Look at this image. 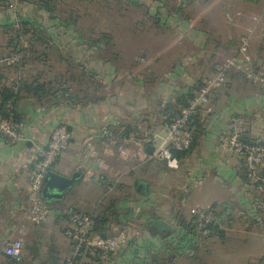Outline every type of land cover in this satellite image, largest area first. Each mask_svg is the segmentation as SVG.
Segmentation results:
<instances>
[{"label":"crops","instance_id":"0c3cea01","mask_svg":"<svg viewBox=\"0 0 264 264\" xmlns=\"http://www.w3.org/2000/svg\"><path fill=\"white\" fill-rule=\"evenodd\" d=\"M139 1L135 0L141 6ZM223 1L201 0L197 5L195 0H152L149 14H159L157 18L164 16L160 22L163 21L170 32L169 41L160 49L166 51L169 48V62L163 64L152 57H126L120 51L111 56L106 49L108 41L74 37L71 25L58 23L51 25L58 36L53 40L58 62H47L53 65L52 71L25 74L32 63L36 66L42 61H34L29 56L27 64L17 71L6 64L7 56H1V85H8L19 76L28 83L38 78L40 82L50 84L51 98L42 103L24 90L19 113L27 140L14 142L0 134V257L4 260L0 264H11L7 262L3 248L13 239H20L24 244V264H54L53 257L65 260L72 251L64 232L70 226L68 213L102 216L111 204L118 216L110 225L111 236L121 235L126 241L116 264H164L169 256H174L175 253L166 247L169 234H154L147 225L151 219L165 220L172 226L188 221L186 209L182 207L168 202H146L152 197L151 180L158 178L153 154L147 148L158 143L153 140L155 135L163 138L168 133V123H159L165 118H158V110L161 109L165 116V109L158 107L159 95L152 80L165 76L169 63V111L179 109L180 101L195 95L215 74L217 67L231 59L238 60V64L227 71L226 89L216 90L210 98V106H203L195 115L194 145L174 168L175 174L183 173L184 178L174 182L172 190L185 188V195L196 190L200 198L210 200L209 205L204 206L209 209L218 206L228 214L230 207H239L243 213L244 202L239 201V194L246 192V202H250L251 207L245 209L249 225L243 239L251 242L245 248H239L237 254L233 244L225 247L226 252L231 250L227 254L217 248L220 237L217 238L215 233L206 236L207 242L202 245L201 253L207 261L202 264H219L214 260L218 253L226 256L227 264H264V211L258 207L256 210L257 204L253 203L264 202V195L257 194L253 183L245 179L244 162L229 147L230 135L238 131L248 139L264 143V87L243 83L247 80L245 66L259 71L264 69V36L261 35H264V25L261 29V23L257 26L260 32L256 36L255 27L248 29L253 36L252 46L254 42L257 45L258 58L243 56L242 43L249 36L238 39L233 32L234 24V35L229 31L226 40H217L214 36L219 25L218 16L214 17L219 9L231 19L227 15L229 4L223 6ZM44 13L22 11L21 15L25 19ZM261 16L264 19V14ZM15 18L16 15L11 14L9 20ZM252 23L254 26V21ZM41 26L45 27L44 24ZM258 38L261 46L256 42ZM222 56L227 57L223 60ZM60 124L69 127L72 138L46 178L49 173L66 176L74 178V184L61 197L49 198L42 193L51 214L43 223L34 224L24 218L25 207L30 202L29 176L38 148L48 145L53 130ZM141 183L148 184V193L144 189L143 193L139 191ZM186 185L190 187L186 188ZM135 196H142L144 200L134 199ZM131 212H140L138 221L144 226V233L141 226L140 231L125 226L132 217ZM257 214L262 217L255 219ZM173 233H177V228ZM218 234L225 236L222 231ZM240 253L246 258L242 263V259H238ZM179 254L181 256L171 264H196L183 262L189 260L192 253ZM115 256L105 264H114ZM143 256L158 257L159 261L155 263L151 258L145 261Z\"/></svg>","mask_w":264,"mask_h":264},{"label":"rangeland","instance_id":"374dc122","mask_svg":"<svg viewBox=\"0 0 264 264\" xmlns=\"http://www.w3.org/2000/svg\"><path fill=\"white\" fill-rule=\"evenodd\" d=\"M45 1L50 3V7L54 8L52 9L53 10L52 13H47L45 11L46 13L42 14L39 17L34 16L30 18L29 16H27L24 20L34 21V19L36 18L41 21L39 25L44 24L45 28H49L50 27L49 25L51 24L49 21L50 17L61 18V20L67 21L72 25V29H73L72 33H74V37L108 41L109 45L107 46L106 49L109 51L108 54H110L111 56L118 54V52L120 51V53L122 55L124 54L123 56H126V57H133V58L152 57L156 60L158 59L159 63L161 64L165 63L166 61L169 62V48L165 49L166 51L160 50V49H163V46L169 41V34H170L169 28L167 29V26H165L163 21H161L162 23L160 22V19L161 18L164 19L163 18L164 16L153 19V15L149 14L150 7H152L151 6L152 0H149V1L140 0L139 3L140 4L142 3L141 6L136 4L135 0H45ZM161 1L169 2V0H161ZM195 1L198 3L197 5L201 3V0H195ZM226 4H229V11L227 15H230L231 19H228L227 16L225 17V15L223 14V11L219 9V13L215 15L214 17L215 19L218 16L216 19L219 21V25H217L218 30L217 32L214 33L215 38L217 40L220 39L222 41L226 40V38H228L229 31H231L232 33L233 31L232 25L234 24L236 26V29L233 32H235V35L237 36L238 39L241 40L242 38H245L246 35L249 36V38L247 37V39L245 38L244 40L246 42L248 41V47H246L247 50L245 52H242L243 56L253 55L252 57H255L257 59L258 58L257 55L259 54L257 53V45H255L256 43L254 42L252 46L251 41L253 39V36H252V33H250L251 31H248V29L250 30L253 27H255L257 29V31L255 30V36H256L260 32L257 26L261 23L260 24V29H261L262 26L264 25L262 24L264 19H263V16H261L264 14V0H252V1L251 0H225L222 2L221 5L225 6ZM13 7L15 11L17 10L19 11L20 8H23L22 10L24 12L29 11L31 12V14H37L41 11L38 7H34L32 5H25V6L22 5L20 0H17L16 4ZM11 14L14 15L13 11L11 12V10H6V8L3 9L0 6V23L2 22L8 23L9 21H11L9 20V17ZM4 15L6 16L4 20H2ZM17 19L18 18L16 17L15 21H17ZM252 21H254L255 23L254 26H253ZM252 32H254V30ZM54 35L55 37L53 38L58 37L56 36V34ZM261 35L264 36L263 34ZM29 37L30 36L25 35L23 36L22 40L23 41L29 40ZM61 37H64V35H62ZM8 38L9 37L7 35L5 36L2 34V45H4V47L7 45ZM53 38L52 40H54ZM63 39H65V37ZM256 42H258V45L261 46V39L258 38ZM51 44H53V41L51 42ZM40 50H44V47H42ZM159 50L160 52L157 54ZM2 52H3V57H6L9 55L8 49H3ZM45 52H48L49 57L45 58L44 53L39 54L40 57L42 56L41 60L39 59L42 62L38 61L40 62V64H37L36 66H34V63H32L31 64L32 67H28L29 69L27 68L25 74H28V73L36 74L37 72L41 73L42 71H47L48 69L52 71L50 67H52L53 65H50L47 62L57 61L56 48L54 47L52 48L51 46L50 49H48ZM226 57L227 56H222L221 58L224 60ZM246 67H248V65ZM165 71H168L167 73H165V76L163 75V77L156 78V80H152V84L156 86L157 94L159 95L157 97L158 104H159L158 107L163 108V110L169 106V63L166 66ZM261 72L264 73V69H261ZM12 74L14 75L16 73L12 72ZM246 79H247L246 82L245 80H243L244 81L243 83H246L252 86L253 83L248 79V77ZM244 85L245 84H242V86ZM226 87L223 88L222 90H225ZM160 110H158V113H159L158 118L162 116L165 118V120H160L159 123L163 122V125L167 124V117L163 116V112L162 110L161 111ZM151 113L154 114V112H151ZM158 128L159 130L161 129V127L159 126ZM154 162L157 167L158 178L157 179L152 178L151 180L152 197L148 199V201L146 202H159L161 204H165V202H168V204L172 203L174 204V206H177V208L182 207L186 209L185 213L187 215L188 221H190L199 210L209 209V206L208 207L206 206L209 205L207 204V202H209L210 200H207L206 197L200 198V195L198 196V191L194 190V192H190L188 195H185L186 193H183L185 186L183 187L184 189L182 191L179 190V188L177 189L174 188L172 190V188L174 187L173 183L174 182L177 183L179 182V180L184 178L183 173L175 174L177 170L175 171L174 168L166 166L165 164L159 161H156L155 159H154ZM178 172H180V170H178ZM188 187H190V185H186V188ZM169 189H170V192H169ZM138 195L140 194L138 193ZM138 198L139 196H135L134 199H138ZM139 199L144 200L142 196ZM239 201L244 202L242 204V206L244 207L243 213L239 207H230L229 214L223 211V209H220L218 206L215 208L217 211L216 214L218 217L217 224H219V230H218L219 232L215 231L214 233L217 238L220 237L219 239H217L218 240L217 244L219 245L217 246V248L220 250L221 253H224L223 251H225V247H230L233 244L234 246L233 249L236 250V254H237V251L239 248L241 247L245 248L248 245V243L251 242L250 239H245V240L243 239V237L245 238V235H246L245 231L247 230V227L249 225V219H248V216L246 215L245 209H249L251 207L250 202H246L247 201L246 192L244 193V191H242L239 194ZM253 203L257 204L256 210L258 207V210L264 211V204L262 205V203L264 202H253ZM199 207H202V208L196 210L193 213V211ZM253 207L255 208V205ZM150 209H152V207ZM139 214L140 212H136L134 214L131 212L130 216L132 217L130 221L127 220V222L125 223L126 224L125 226L127 228L131 227V229H135V230L137 229L138 231H140L139 229L142 224L138 221ZM261 214L262 213H260V215ZM260 215L257 214L255 216L256 217L255 219H258L259 217L261 218L262 216ZM188 221H185V222H188ZM173 225L175 226V228H177V232H178V229L180 228V224L176 222ZM126 227H125V230H126ZM142 230L144 233V226L142 227ZM221 231L225 232L226 238H223L225 236H220V234H218V233H221ZM164 234H167V233H164ZM177 234L178 233H172L167 236V238L169 239H167L168 241H166V244H167L166 247L167 246L169 247V252L175 249L174 246L178 245V240H177L178 235ZM238 235L241 237H237ZM119 236L122 237L121 235ZM139 236L141 237L142 234L139 233ZM206 239L207 238L199 237L198 240L200 243L196 245L197 250L189 256V260L187 261L185 260L183 262H187V263L191 262V263H196V264H202L206 262L207 258L205 257V255H202L201 253L202 245H204L207 242ZM237 240L238 242H236ZM244 242L246 244H244ZM263 243H264V240H263ZM236 246H238V248H236ZM173 251L175 252V255L174 256L171 255L172 257L169 256L167 260L165 261L168 264H171V262L175 258H179L181 256L175 250ZM229 252H231V250H228L226 253L230 254ZM146 254L147 253H144V256H146ZM248 255L249 254L247 253V257ZM119 257H120V253L115 256L114 264L118 262ZM22 258L23 257H21V259ZM127 259L131 260V258H127ZM238 259H242L240 263L246 260L245 256L241 253L238 256ZM214 260H216V263H219V264H227L226 256L220 253H218L217 256H215ZM3 261L4 260L0 257V263H2ZM24 263L25 262H19V264H24ZM139 264H143V263H139Z\"/></svg>","mask_w":264,"mask_h":264},{"label":"built area","instance_id":"2783aa9c","mask_svg":"<svg viewBox=\"0 0 264 264\" xmlns=\"http://www.w3.org/2000/svg\"><path fill=\"white\" fill-rule=\"evenodd\" d=\"M248 41H243L241 51L245 52ZM248 52V51H247ZM21 55H12L5 58L9 66H14L20 61ZM238 61V60H237ZM235 59L229 60L226 64L218 66L215 74L207 79L196 92L187 106L179 108V114L168 125V133L161 138L154 136L155 150L152 158L166 166L176 168L179 165L175 152H184L193 146L194 134L189 129L194 116L203 106H210L212 94L227 86V71L230 67L238 64ZM241 67V66H240ZM248 79L253 84L264 86V73L245 66ZM16 93L19 92L20 84L25 82L24 77H17ZM10 112L8 116L0 114V134L12 139L14 142L27 140V136L21 125L15 120L12 113L13 104L9 102ZM72 135L66 124H60L52 132L50 141L45 147H39L32 170L29 176L30 202L24 210V218L34 224L43 223L51 214V209L42 199V189L47 173L57 162L61 153L67 148ZM231 151L245 161L248 178L253 183L258 194L264 195V144L262 141L245 140L240 132H233L229 138ZM70 226L65 235L72 245L67 264H74L76 258L96 259L99 264L111 261L114 255L118 254L125 246V239L118 236L101 237L93 231L94 220L92 216H85L78 213H68ZM197 216V229L200 237L211 234L209 224H217L218 217L215 210H199ZM24 244L20 239L8 241L3 253L5 256L19 259L22 257Z\"/></svg>","mask_w":264,"mask_h":264},{"label":"trees","instance_id":"16d2710c","mask_svg":"<svg viewBox=\"0 0 264 264\" xmlns=\"http://www.w3.org/2000/svg\"><path fill=\"white\" fill-rule=\"evenodd\" d=\"M20 1H21V4L24 6L32 5L34 7H38L41 11H46L47 13H52L53 12L52 9H54L50 7V3L45 0H20ZM155 1L161 2V0H155ZM16 2L17 0H0V6L3 9L6 8V10H11V12L13 11V13L18 18L17 21L14 20V21H9L8 23L6 22L0 23V58L1 56H3V52H2L3 49L11 50L7 57H10L15 54L21 55L20 61L16 65L13 66L18 71V70H21V68L27 64L26 61L31 55H32L31 58L34 61L38 59L41 60L42 56L40 57L39 54H42V53H44L45 58L49 57L48 52H45V51L50 49L51 46L52 48L54 47L53 44H51V42L53 41L52 40L53 35H54L53 26L55 24L58 23L61 25H66L67 27L71 24L67 21L61 20V18H55V17L49 18V21L51 23L50 28H45L44 26L39 25L41 21L36 18L34 19L35 22L26 21L23 19V16L21 15L23 8H20L19 11L14 10L13 6L16 4ZM158 16L154 15L153 19L157 18ZM52 24L54 25L51 27ZM2 34L5 36L7 35L9 37L7 40V45L5 47L4 45H2ZM25 35L30 36L29 40H26V41L22 40L23 36ZM42 47H44V50H40ZM2 79L3 77L0 76V80ZM16 81H17V78L11 81V83L8 85L0 84V114L4 116H8V113L10 112L8 108V104L9 102H12L13 109L11 112L14 113L15 120L20 124L21 122H20V113H19V101L22 98L23 91L25 90L29 92V94L33 96L39 102L46 103L51 98V95L49 94L50 84L42 83L39 81L38 78H36L30 83L25 81L24 83L20 84L19 92L16 93L15 92L17 88ZM193 97L194 95H191L190 97L186 98V100L180 101L179 105L187 106ZM170 110L171 111H169V106L165 109V117H167L168 124H170L171 121L174 118H176L177 115L179 114V109L173 108ZM194 118H193V122H194ZM193 122L189 126V129L193 132L194 141H195L194 127H195L196 122L194 123ZM243 138L245 140H253V139H248L245 136H243ZM193 145H194V142H193ZM189 150H186L184 152H175V157L178 159L179 163L182 160L185 153ZM243 162L245 165L244 160ZM245 174H246L245 179H247V181H250V179L248 178L247 169H245ZM212 210H215V209H212ZM116 217L118 216L115 214V209H114L113 204H111L109 205L107 211L102 216L100 215L92 216L94 223H95L93 227V231L98 233L101 237H110L111 235H113L110 229V225L112 221L114 220V218ZM68 220H69V215H68ZM179 224H180V228L178 229V232H177L178 233L177 234L178 235L177 236L178 245L174 246L175 249L173 250H175L177 253L179 252H184V253L187 252L189 254L194 253L197 250L196 245L199 244L198 238L200 237L199 231L197 229V216L194 215V217L190 221L188 222L183 221V222H180ZM208 226H209L208 228L211 230L210 235H212L215 231L219 232L218 231L219 224H209ZM66 230L67 229H64V232H66ZM168 250H169V247H168ZM148 251L150 250H147L146 252ZM69 256L65 260H62L58 257H53V260H54L53 263L59 264L62 261L60 264H67ZM6 258L8 262L11 264H19V262H25L23 258L13 259L7 256ZM150 258L152 259V261H155V263H158L159 261L158 257L155 258L152 256L144 257V260L146 261L147 259H150ZM74 264H99V261L96 259L76 258L74 260ZM145 264H148V263H145Z\"/></svg>","mask_w":264,"mask_h":264},{"label":"water","instance_id":"95a60500","mask_svg":"<svg viewBox=\"0 0 264 264\" xmlns=\"http://www.w3.org/2000/svg\"><path fill=\"white\" fill-rule=\"evenodd\" d=\"M154 150V146H149L147 148V151L152 154ZM73 184L74 178L71 179L66 176H58L56 174L49 173L48 177L44 181V189L42 193L49 198L61 197L64 192L71 190ZM143 189L146 193H148V184L141 183L139 185V191L143 193ZM147 225L151 227V232L154 234H171L175 231L174 226L165 220L151 219L147 222Z\"/></svg>","mask_w":264,"mask_h":264}]
</instances>
